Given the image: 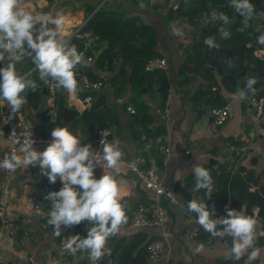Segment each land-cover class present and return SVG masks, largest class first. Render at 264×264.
Returning <instances> with one entry per match:
<instances>
[{
  "label": "crops",
  "instance_id": "0c3cea01",
  "mask_svg": "<svg viewBox=\"0 0 264 264\" xmlns=\"http://www.w3.org/2000/svg\"><path fill=\"white\" fill-rule=\"evenodd\" d=\"M179 1L168 0L165 3L164 0H150L148 5L141 8L132 4L131 0H57L54 3H49L47 0H25L22 7L34 12L63 14L66 18L63 35L67 40L77 28L82 29L90 15L99 8L116 12L123 17L136 16L139 22L146 23L154 29V45L147 41L142 42L141 45L147 43L150 47L142 46L147 49L153 48L167 61L165 71L169 80V93L163 106L167 108L165 116L161 113L163 109L161 96L156 86L150 89L142 87L136 93L129 82L125 90L117 95L108 81L115 73L111 71L100 72L104 82L101 81L102 84L98 88L85 89L84 77H82L79 81L80 91L76 95L63 91L66 111L61 124L67 125L70 131L77 133L82 139V144H91L96 150L97 137L94 133L91 134L92 130L85 122L74 123L71 114L74 111L82 112L90 108L99 99V108L101 110L109 108L118 118V124L110 128L113 138L107 139V142L119 143L123 152L122 160H137L141 167L145 168L146 165L148 168L155 169L164 187L172 190L179 200V204L176 205L164 198L160 199L166 210V219L162 225L133 226L130 223L133 209L138 203L150 202L153 195L133 173L122 166L121 174L117 179L120 182L121 195L127 209L128 223L122 227L120 234L107 241L106 246L111 250V255L117 257L120 251L126 248L129 250V262H132L135 258L143 257L144 244L147 241L159 238L164 242L163 249L153 260L148 259L147 264H246V256L240 261L225 259L231 254L230 237H211L209 242L202 241L204 231L195 224V214L189 216L185 213L187 203L199 192L191 191L195 188V181L189 179V176L192 175L191 170L195 164L204 168L208 165H212L213 168L220 164L230 165L228 143L234 140L237 143L235 145L245 147L239 165L257 176V186L264 190V138L255 129L249 93L246 92V99L243 100L232 98L237 89H243L244 69L236 88H230V84L228 87L221 86V96L225 104L229 105L228 117L222 125L214 127L210 113L213 107L209 100H206L201 109L200 106H193L190 100L192 91L203 87L206 81L199 75L190 77L188 81L182 80L183 76L179 74V68L185 60V46L199 30L204 18L189 24L182 12L180 15H173L171 19H167L168 8L176 9ZM234 19V16L228 18L229 22L221 27L222 31ZM254 28L260 35L264 34V16L261 21L255 23ZM177 30L180 31L179 35L175 34ZM255 47V56L264 60V45L259 44L257 40ZM87 62L89 65L92 63V61ZM6 63V60L0 62V67L5 66ZM30 63L31 58H22L16 62L18 72L30 73L35 69V65L30 66ZM211 67L214 69L217 82L221 83L222 76L216 72L218 67ZM49 92L44 94L39 105L33 106L27 102L22 112L12 116L7 103L0 101V158L5 152L10 151V146H4L5 143L10 145L4 135L9 124L23 121L36 133L43 135L48 132L46 121L57 120L52 108L53 88L49 87ZM87 94L92 96L90 105L84 101ZM133 95L147 106V114L151 117V122L143 124L141 118L138 121L133 119L134 113L127 110L128 106H132L129 100ZM262 122H264V116ZM156 132H161L159 135L164 136L165 145L169 148L168 153L155 149L149 143V139L153 136L148 135ZM149 145L150 147L145 150ZM34 147L43 151L47 146L34 145ZM7 173L0 170V185ZM10 173L12 199L9 217L18 227L16 229L0 227V264H91L87 252L72 255L63 250V242L75 235L73 230L62 226L61 235L55 236L53 228L45 229L40 225V221L47 222L49 218L51 202L43 205L39 214L40 221L33 215L31 209L33 199L42 196L45 188L49 191H59L62 187L59 179L55 184L49 183L38 167L20 168ZM94 175L100 178L103 175V169L98 166L94 170ZM231 204L229 203V208ZM240 210L246 213L245 206H242ZM253 211L255 215L258 212L256 207ZM86 222L80 224L81 230L87 231ZM257 232L264 233L260 222ZM258 237H262L263 241L259 245L256 244L260 248V256L253 264H264V235H258ZM200 243L204 244V250L197 253L195 250ZM108 257L105 255L97 264H104L103 261Z\"/></svg>",
  "mask_w": 264,
  "mask_h": 264
},
{
  "label": "clouds",
  "instance_id": "9594fccd",
  "mask_svg": "<svg viewBox=\"0 0 264 264\" xmlns=\"http://www.w3.org/2000/svg\"><path fill=\"white\" fill-rule=\"evenodd\" d=\"M25 0H0V62L7 61L0 67V101L6 102L11 116L19 112L27 103V90L35 91L39 85L30 74L18 72L16 62L22 58H31L38 73L39 80L46 86L63 89L70 95H76L79 88L77 70L87 67L84 54L75 45L65 39L63 32L65 16L60 12L48 14L34 12L22 7ZM230 5L243 17V32L249 22L257 16L251 0H229ZM141 8L144 5L141 3ZM213 20L220 19L228 23V16L216 11L211 13ZM177 35L180 31L177 30ZM230 33L222 32L227 39ZM264 45V34L258 38ZM207 46L218 48L214 37L205 40ZM231 65V61H229ZM255 78L246 80L245 88L237 89L233 99H246L247 91H254ZM10 116V118H11ZM52 140L43 151L34 145L32 128L10 134L4 146H11L0 158V170L15 172L20 168H39L49 183L59 181V191L48 192L44 199L51 202L47 223L53 227V234L60 236L62 226L72 227L87 221L89 227L86 237L72 235L63 242V250L75 255L87 252L91 264H97L105 255L110 256L107 248L109 238L121 233L128 223L127 209L121 195L120 182L117 177L122 171L123 152L118 142L101 140V149L95 150L91 144H82V139L67 125L56 127L51 132ZM150 147L146 146L145 150ZM103 169V175L96 178L94 170ZM108 169L111 171H105ZM195 188L203 189L208 199L213 193V178L210 171L199 164L191 170ZM189 213L195 214L194 222L213 238L230 237L231 254L225 259L240 261L247 257L246 264H253L260 256L256 246L259 220L243 210L227 209V215L216 217L215 207H209L205 199L192 198L186 205ZM204 250L200 243L197 253Z\"/></svg>",
  "mask_w": 264,
  "mask_h": 264
},
{
  "label": "trees",
  "instance_id": "16d2710c",
  "mask_svg": "<svg viewBox=\"0 0 264 264\" xmlns=\"http://www.w3.org/2000/svg\"><path fill=\"white\" fill-rule=\"evenodd\" d=\"M47 1L54 3L57 0ZM149 1L131 0V3L135 6H140L142 3L145 6L149 4ZM164 1L167 3L168 0ZM251 3L255 6L257 16L249 22V27L243 32L239 31L243 26V17L230 5L229 0H180L176 9L168 8L167 19H171L173 15H180L182 12H184V17L189 24L199 22L205 17L210 18V21L202 22L199 30L186 44L184 49L185 60L179 68V74L183 76L182 80L188 81L190 77L199 75L206 81L203 87L192 91L190 100L193 106H200L201 109L206 100H209L212 107L226 105L220 93L221 86L228 87L230 84V88H236L239 85L238 80L243 69L245 70V80L242 87L245 88L248 78H255L257 83L254 85L253 94L256 97L264 98V60L254 54L257 38L260 36L254 25L256 22L261 21L264 16V0H251ZM213 11L222 12L228 18L235 17L224 29V31L230 33L227 39L222 37L223 31L221 29L225 22L220 19L213 20L211 18ZM81 31L88 33L93 38V42L88 44L86 49L87 55L92 57V63L88 64L87 67L78 68V81L85 77L89 82H104L100 72H115L108 81L114 87L117 95L125 90L129 82L133 85V90L136 93L142 87L150 89L156 86L161 96V107L164 106L169 93V80L166 71L162 69L146 71L144 69L145 63L150 58L161 57L153 48L147 49L141 45L144 41L154 45V29L152 26L139 22V18L136 16L123 17L116 12L99 8L90 15ZM209 37L215 38V42L219 45L220 57L224 60L223 65L216 69V72L222 76L221 83L217 82L214 69L209 65V60L214 51V48L210 49L205 43V40ZM68 41L70 44L75 45L77 49L85 47V40L80 37L73 35ZM229 61H231V65H229ZM32 65L34 64L31 61L30 66ZM28 74L36 80L39 87L35 91L27 90V102L37 106L41 103L44 94L50 93V86L44 85L39 80L35 69ZM63 91V89L53 87L54 104L52 108L60 123L66 111ZM247 93H249V96L251 91H247ZM130 101L134 108L135 117L133 119L138 121L141 118L143 124L151 122V117L147 114V106L134 95L130 98ZM99 103L100 100L98 99L90 108L82 112L74 111L71 114L72 121L74 123L85 122L91 128L92 135L93 133L96 135L99 129H110L118 124L117 115L109 108L101 110ZM23 109L24 106L19 112H22ZM261 125L264 127V122ZM159 134L161 132L148 136L155 137ZM231 143L237 144L234 140H231ZM241 159L242 155L238 154L230 165L220 164L216 168L208 165L206 169L210 171L213 178L214 190L212 196L208 199L203 189L199 190L197 194L205 199L206 204L210 200L216 201L221 210H226L224 216L227 215L229 203L234 204L235 210H240L242 206H245L246 214L253 216L255 215L253 208L258 207L255 217L264 229V190L257 186V176L239 165ZM144 167L148 168L146 165ZM189 179H194V176H189ZM69 229L82 238L87 235V231L80 229V224L69 227ZM202 238L203 242H209L211 235L204 231ZM262 241V237H258L256 244L259 245ZM147 242L144 244L143 257L140 259L135 258L132 262H129V250L123 248L117 257L110 255L103 262L104 264H147L149 259L146 249Z\"/></svg>",
  "mask_w": 264,
  "mask_h": 264
},
{
  "label": "built area",
  "instance_id": "2783aa9c",
  "mask_svg": "<svg viewBox=\"0 0 264 264\" xmlns=\"http://www.w3.org/2000/svg\"><path fill=\"white\" fill-rule=\"evenodd\" d=\"M222 13V12H220ZM218 13V14H220ZM205 22L210 21V18H204ZM77 36L81 39L85 40V47L82 49H77L79 52L84 54L85 60L92 61V57L88 56L86 53L87 45L93 42V38L89 36L88 33L82 32L80 27L77 28L71 36ZM167 68V61L164 57H153L150 58L144 65V69L146 71H153L157 69L165 70ZM84 88H98L101 86V82H89L85 77L83 78ZM50 88H53L50 86ZM254 91H251L249 95L250 103L253 107V123L256 126L255 129L261 137L264 138V127L261 125L262 118L264 116V98L263 97H256L253 94ZM84 101L87 105H90L92 101V96L87 94L84 97ZM127 110L130 113H134V108L132 106H128ZM162 115L165 116L167 113V108L163 107L161 111ZM210 113L213 117V125L214 127H218L222 125L229 113V105H224L222 107H213L210 110ZM46 125L48 127V132L46 134H38L32 129L33 139L36 140L35 145H45L47 146L51 140V132L56 127H63V125L56 119L46 121ZM15 129L16 133L19 134L21 131L30 130L31 127L26 125L23 121H17L15 123H11L8 125L7 129L4 131V135L8 141L11 132ZM111 133L110 129H99L96 132L97 137V151H99L102 147L101 140L108 139V135ZM253 134V132L251 133ZM11 145V142L8 141ZM149 143L157 150L161 152L168 153L169 148L165 145L164 136L157 135L149 139ZM229 148V155L228 161L234 162L235 156L238 154H243L245 147L240 145H235L232 143H228ZM11 150V146H10ZM122 166L125 167L129 172L133 173L139 181L148 189L152 195L153 199L150 202L146 203H138L135 209L130 216V223L135 227H145V226H160L164 223L166 219V210L160 199L164 198L171 204H179V200L175 193L164 187L160 175L152 168H143L140 166L137 160H122ZM11 173L8 172L4 178V181L0 185V227L7 228V229H16L18 226L15 222L9 217V207L11 205L12 199V189H11ZM50 192L47 188L43 190V194L40 197H35L31 202V209L33 211V215L36 220L40 221V213L43 208V205L46 203H50V201L44 199L45 195ZM196 199H203L200 194H197ZM210 208L215 207V215L216 217H223L225 210H221L216 201L210 200L207 204ZM258 210V207H256ZM186 215L193 216V213H189L188 211L185 212ZM87 227H89L88 222L85 223ZM40 225L45 229H52L53 227L50 226L47 222L40 221ZM200 228V226L198 225ZM200 230L203 231L202 228ZM164 246V242L162 239L159 238H152L147 242L146 249L148 252L149 259L153 260L159 253H161Z\"/></svg>",
  "mask_w": 264,
  "mask_h": 264
},
{
  "label": "water",
  "instance_id": "95a60500",
  "mask_svg": "<svg viewBox=\"0 0 264 264\" xmlns=\"http://www.w3.org/2000/svg\"><path fill=\"white\" fill-rule=\"evenodd\" d=\"M142 45L145 47H150L147 43H143ZM223 63L224 61L220 58L219 48H214V55H213V58L209 61V65L218 67L222 65ZM112 138H113V135L112 133H110L108 135V139H112ZM230 209H234L233 203L231 204Z\"/></svg>",
  "mask_w": 264,
  "mask_h": 264
}]
</instances>
